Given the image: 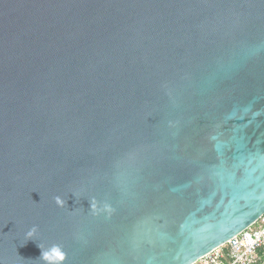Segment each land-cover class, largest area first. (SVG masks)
Wrapping results in <instances>:
<instances>
[{"label":"water","instance_id":"1","mask_svg":"<svg viewBox=\"0 0 264 264\" xmlns=\"http://www.w3.org/2000/svg\"><path fill=\"white\" fill-rule=\"evenodd\" d=\"M263 214L264 0H0V264H192Z\"/></svg>","mask_w":264,"mask_h":264},{"label":"built area","instance_id":"2","mask_svg":"<svg viewBox=\"0 0 264 264\" xmlns=\"http://www.w3.org/2000/svg\"><path fill=\"white\" fill-rule=\"evenodd\" d=\"M192 264H264V214Z\"/></svg>","mask_w":264,"mask_h":264},{"label":"clouds","instance_id":"3","mask_svg":"<svg viewBox=\"0 0 264 264\" xmlns=\"http://www.w3.org/2000/svg\"><path fill=\"white\" fill-rule=\"evenodd\" d=\"M75 195V194H74ZM56 203L63 207L66 204V201L63 200L61 197H56ZM94 207V206H93ZM36 232V227L34 226L28 233V237H32ZM40 247V246H39ZM41 258L46 262V264H62L65 260V254L60 249L59 246H53L47 251H42Z\"/></svg>","mask_w":264,"mask_h":264}]
</instances>
